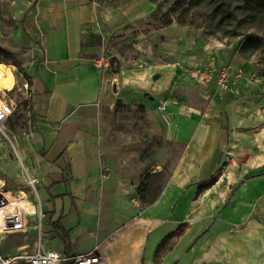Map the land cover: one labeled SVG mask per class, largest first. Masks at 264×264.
<instances>
[{
    "label": "crops",
    "instance_id": "crops-1",
    "mask_svg": "<svg viewBox=\"0 0 264 264\" xmlns=\"http://www.w3.org/2000/svg\"><path fill=\"white\" fill-rule=\"evenodd\" d=\"M152 12V0H36L26 20L39 114L33 133L41 153L35 175L42 180L39 189L46 200L42 248L64 255L99 248L105 264H145L148 253L146 264H169V256L179 247L180 252L190 246L198 251L215 242L227 264H264V171L241 178L232 189L223 180L209 185L227 159L219 121L222 107L228 98L255 87L257 80L236 81L231 95L221 102L212 95L216 76H209L201 83L202 103L177 101L171 109L167 105L175 141L183 151L161 195L140 213L127 199L131 187L116 175L103 181L98 161L90 157L87 136L104 132L102 110L112 95L117 96L115 105L121 98L122 103L153 106L182 78L181 67L192 59L195 63L204 59L216 68L229 63L230 55H217L211 43L199 47L197 57L183 40L174 45L167 35L171 28L163 30L155 50L139 55L140 64L113 72L92 56L93 35L106 41ZM191 42L190 46L195 39ZM232 61L246 74L257 71L252 58L237 55ZM0 64L10 71V78L14 76L10 89L0 88L4 93L0 98L13 104L5 94L17 86V70ZM133 202L139 205L138 199ZM32 219L27 211V231L4 237L0 245L4 255L37 249V215ZM183 228L186 232L173 251L153 262L162 244Z\"/></svg>",
    "mask_w": 264,
    "mask_h": 264
},
{
    "label": "rangeland",
    "instance_id": "rangeland-1",
    "mask_svg": "<svg viewBox=\"0 0 264 264\" xmlns=\"http://www.w3.org/2000/svg\"><path fill=\"white\" fill-rule=\"evenodd\" d=\"M163 1L158 0V3L162 4ZM35 3L36 0H0V63L15 66L18 81L16 88L5 94L13 102L14 114L7 123L0 126V180L2 189L11 191L16 197H20L21 191L27 192L30 204L27 211L33 219L36 216L33 209L37 207L38 200L43 205L46 202L44 191L39 187V199L36 194L30 192V189L24 188L29 177H38L35 171L41 154L35 147L36 141L33 137L39 114L35 112L37 95L30 76L32 61L27 52L28 39L24 33V25ZM203 13L207 15H202L200 21L205 16L208 18L210 16L206 10ZM142 17L138 25L129 26L106 41L102 36L93 35L89 42L92 56L102 65L109 64L110 71L113 72L120 70L121 67L140 64L139 55L148 49L155 50V41L160 42L163 30L171 28L167 33L170 42L176 45L183 40L190 50L189 53L193 52L195 57L201 52L199 47L211 43L217 55H230L229 63H233L232 60L237 55L245 59L252 58L257 70V77L254 80H257L258 84L233 99L228 98L231 94L226 96L229 100L222 107L223 115L219 121L226 137L227 159L215 179L226 181L232 189L241 178L263 172L264 46L254 50L247 45V39L243 36L235 38L232 34L215 32V23L210 19L209 24L204 25L203 29L196 30L178 24L165 27L160 13L155 15L152 12ZM240 17L243 19L246 16ZM248 23L253 24V29L248 30L247 34L263 35L264 25L258 22L254 24L252 21ZM193 38L195 44L190 46ZM138 43L140 46H137ZM192 60L194 61L181 67L182 78L164 99L156 103L157 105L145 106L123 102L115 108L117 96L116 93L112 95L111 103L104 105L102 110L104 132L101 135L87 136L90 140L88 143L90 157L98 161L101 179L104 181L111 175H116L120 181L131 187L127 199L130 205L138 209L137 213L142 212L149 206L147 203L161 195L183 151V147L175 141V133L171 126L172 112L167 110L161 112L158 110L159 105L166 102L171 109L177 101L202 103L201 83L207 81L209 76H214L212 73L205 75L197 73L199 67L206 64L204 59L200 61L201 63H195V58ZM13 82L14 76L9 81L0 82V88L10 89ZM0 96L3 97L4 93L0 92ZM226 98L224 100H227ZM135 198L139 200V205L133 202ZM143 200L146 203H143ZM196 231L197 228L193 233ZM185 232L183 228L169 237L160 247L153 262L164 259L172 252L178 239L183 237ZM21 235L23 234L17 233L6 237ZM170 239L172 240L168 242ZM190 247L181 252L182 247H179L178 252L172 254L174 259L172 255L169 256V264H227L223 262L220 246L215 242L206 244L198 251L194 246ZM145 258L149 260L148 253Z\"/></svg>",
    "mask_w": 264,
    "mask_h": 264
},
{
    "label": "built area",
    "instance_id": "built-area-1",
    "mask_svg": "<svg viewBox=\"0 0 264 264\" xmlns=\"http://www.w3.org/2000/svg\"><path fill=\"white\" fill-rule=\"evenodd\" d=\"M197 73L200 75L212 73L216 76L212 95L214 99L219 100H224L226 96L233 92L232 86L236 81L246 80L249 82L257 77L256 73L246 74L241 69H235L232 63H226L218 68H214L213 63H206L199 67ZM10 76V71L3 64H0V82L8 81ZM166 108L167 103L162 102L158 110L164 112ZM13 114V104L0 98V126L7 123ZM41 184V178L29 177L24 188L30 189V192L38 197V187ZM24 193L26 197L22 200L24 204L21 205L13 203L4 191H0V245L6 235L26 232L28 229L26 220L27 209L24 206L28 207L30 204L27 192ZM34 211L37 215V249L34 252H21L14 255H4L0 249V264H105L99 253V248L77 255H64L53 250L44 251L42 248L44 242L42 224L46 215L39 200Z\"/></svg>",
    "mask_w": 264,
    "mask_h": 264
},
{
    "label": "trees",
    "instance_id": "trees-1",
    "mask_svg": "<svg viewBox=\"0 0 264 264\" xmlns=\"http://www.w3.org/2000/svg\"><path fill=\"white\" fill-rule=\"evenodd\" d=\"M152 2L156 6L155 15L160 13L165 27L178 24L201 30L204 25L209 24L210 19L215 23V32L232 34L235 38L243 36L247 39V45L254 50L264 46V33L262 36L247 34L248 30L253 29V24L248 23L249 21L264 25V0H164L162 4L158 0ZM204 10L210 16H205L200 21L202 15H207L203 13ZM240 15L246 17L241 19ZM215 182L216 179L213 178L209 185ZM156 199L157 197L147 204H152Z\"/></svg>",
    "mask_w": 264,
    "mask_h": 264
},
{
    "label": "bare ground",
    "instance_id": "bare-ground-1",
    "mask_svg": "<svg viewBox=\"0 0 264 264\" xmlns=\"http://www.w3.org/2000/svg\"><path fill=\"white\" fill-rule=\"evenodd\" d=\"M1 185H2V183H1V180H0V191H4L6 193V195L9 197V199L11 201H13V203H19L21 205L24 204L22 202V200L24 199V197H26V195H25L24 192H21V196H20L21 198H18L19 196L18 197L14 196V194L11 191L2 190Z\"/></svg>",
    "mask_w": 264,
    "mask_h": 264
},
{
    "label": "water",
    "instance_id": "water-1",
    "mask_svg": "<svg viewBox=\"0 0 264 264\" xmlns=\"http://www.w3.org/2000/svg\"><path fill=\"white\" fill-rule=\"evenodd\" d=\"M114 90H116V86H114ZM122 103V99L121 98H118L116 100V105H120Z\"/></svg>",
    "mask_w": 264,
    "mask_h": 264
}]
</instances>
